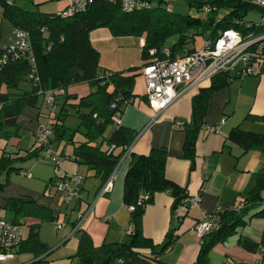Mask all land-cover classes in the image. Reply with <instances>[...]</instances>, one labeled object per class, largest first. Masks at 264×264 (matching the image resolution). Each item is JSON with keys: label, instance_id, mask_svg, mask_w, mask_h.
<instances>
[{"label": "trees", "instance_id": "1", "mask_svg": "<svg viewBox=\"0 0 264 264\" xmlns=\"http://www.w3.org/2000/svg\"><path fill=\"white\" fill-rule=\"evenodd\" d=\"M198 9L205 4L212 6L211 13L206 19L200 16L175 13L166 7L167 0H153L149 8L137 11H124L117 2L94 0L89 7L79 13L60 16L59 10L48 13L40 10H27L16 6L8 0H0L1 16L12 28L19 27L29 33L36 76L28 73L31 68L30 55L13 56L8 53V59L0 68V135H11L10 129H15L16 119L26 105L36 106L40 96L52 90L53 107L45 106V112L39 110L41 120L51 125L50 142L73 143L72 155L78 164H83L102 183L113 173L123 157L130 156L129 165L123 178L122 203L130 210L131 230L123 241L103 242L94 245L88 235L80 234V242L76 250L80 264H165L161 255L173 244L178 233L177 228L184 216H176V208L180 205L189 207L190 195L166 174L168 151L164 146H152L145 153H136L131 145L138 134L137 131L115 122L112 116L116 113L121 117L124 107L136 96L146 99V95L133 92L134 79L140 74L139 68L155 57H162V49L169 46L172 57L191 52L196 47L193 42L195 34L202 29L210 28V37H215L218 30L233 27L244 37L264 33V25L244 26V22L254 23L257 20L243 19L248 10L257 6L242 0H189ZM41 2H37L40 4ZM219 8H228V12L216 18ZM262 12L260 7H258ZM105 25L114 35H133L143 38L140 56L142 65L129 66L124 69H108L99 66V52L89 40L91 29ZM176 36L174 41L168 38ZM7 47H0V55ZM242 74L240 71H220L208 79L206 85L199 86L191 97V118L182 124L185 132L183 156L195 163V144L203 128L206 108L210 95L226 87L232 79ZM29 81V88L20 90L23 80ZM86 82L93 87L85 94L70 92L71 84ZM114 102L115 106L110 104ZM69 115L77 118L73 127L65 123ZM245 119L264 121V113L252 115L248 113ZM111 127L106 135L105 132ZM80 131L82 139H75ZM25 150L14 152L2 151L0 154V190L6 185L11 172L21 171L20 164L31 158H38L41 145L37 143ZM232 142L241 148V152L249 150L264 151V131L243 129L240 125L231 127L223 145ZM112 146V149H108ZM127 154V155H125ZM64 177V176H63ZM59 177V178H63ZM58 179V178H57ZM55 180V179H54ZM81 187L77 197L66 204L77 208ZM53 179L47 183V187ZM49 188V187H48ZM98 188V189H99ZM49 190V189H48ZM158 191L168 192L172 198V223L165 232L161 242H154L143 231L142 218L145 207L152 202ZM264 168L258 173L255 184L246 195L233 207L219 208L203 219H211L213 227L199 236L198 253L193 264H208V253L218 243H223L229 236L250 222L254 217L264 220ZM53 196L51 193H47ZM146 195V197H145ZM57 199V198H56ZM59 201V199H57ZM260 207L250 212L255 206ZM89 204L79 210L84 212ZM3 209L11 212L12 221L21 218L34 217L36 220L29 224V231L16 249L18 253H31L33 260L30 264H48L47 245L41 241L38 233L39 224L43 219L57 220L49 206H44L29 196L21 195L6 199ZM76 217L72 225L76 223ZM5 218V217H3ZM72 227V226H71ZM75 231V232H76ZM198 235V234H197ZM240 244L248 250L259 249L264 252V228L258 241L247 237H239Z\"/></svg>", "mask_w": 264, "mask_h": 264}, {"label": "crops", "instance_id": "2", "mask_svg": "<svg viewBox=\"0 0 264 264\" xmlns=\"http://www.w3.org/2000/svg\"><path fill=\"white\" fill-rule=\"evenodd\" d=\"M65 4V0H59L57 5L61 9ZM255 10L260 9L256 7ZM13 38L12 27L3 20L0 12V47L7 46L13 41ZM139 39L142 43L143 38L139 37ZM142 63L144 60L141 59V62L136 65H142ZM207 83L208 80L196 85H185V91L157 115L154 110L150 109L146 99L136 96L124 107L120 117V124L134 129L138 133L131 145V150L136 153H145L152 146H164L168 151L165 168L167 176L184 186L190 198L197 197V201L189 203L188 208L184 205L176 208V216L184 217L177 228L178 235L172 246L161 255L165 264H193L201 242L194 229L195 222L219 208H230L238 204L255 184L258 173L264 168V151L249 150L242 153L241 148L232 142H228L227 146L223 145L228 131L235 125H240L246 130L264 131V121L245 119L248 113L252 115L264 113V60L257 66L256 73L240 74L232 79L226 87L210 95L203 128L195 144L194 167L190 168V160L183 156L185 132L182 126H177L175 122L190 121L191 97L197 92L199 86ZM82 84L88 83L71 84L68 90L79 95L90 91L89 87L85 89L80 87ZM20 87V90L29 88V81L24 79L20 83ZM77 87H80L81 90H76ZM133 92L137 95L145 94V79L141 71L135 76ZM40 109L45 110L43 103L41 106L37 104L28 107L26 105L23 108L22 113L16 119L15 129H10L11 135L1 134L2 137L8 138V144L0 147V154L2 151H9L10 148L12 151L22 150L21 143L25 133L21 134V131L26 128L23 122L26 121L24 118H29L27 127L33 137L32 144L27 148L36 144L34 131L38 120L43 118L39 115ZM53 145L62 154L67 146L63 141L54 142ZM71 148L73 147L71 146ZM67 158L74 159L71 150L67 151ZM59 161L52 163L40 158H31L22 162L21 170L30 172L31 175H24L21 171L9 174L6 185L0 190V209L4 206L7 198L21 195L29 196L37 203L49 206L53 214L58 215L57 222L67 223H63V226L58 229L63 230L62 240L54 248L44 240L42 225L39 224V237L49 248L48 257L50 260L48 264H74L76 258L68 259L70 254L66 253L65 243L71 236L77 235L76 245L78 247L81 239L79 232L88 235L94 245H100L103 242L123 241L127 238L126 228L130 223L131 213L122 203V188L130 156L123 157L114 169L113 186L110 191L100 195H98L100 180L93 175V170L87 169L83 164H77L76 160L73 162ZM74 173L83 175L84 181L77 201V208H72L73 205L70 204L69 214L66 215L61 212L56 197L47 195L48 187H50V185L47 187V183L51 179ZM262 195H264V191H262ZM172 201L173 198L168 192L158 191L155 193L153 201L145 207L142 218L143 231L156 243L162 241L165 232L171 226ZM88 204L89 206L92 204V209L80 225L79 232L71 233L72 221L75 219L73 215ZM259 207L260 204L255 205L250 212ZM66 210H68V206ZM21 219H23L21 232L25 238L29 231V224L36 219L34 217ZM262 228H264V220L258 217L252 218L237 233L209 250L208 264H264V252L259 249L248 250L239 241L241 236L258 241ZM62 245H64V250L56 251L54 255L55 249ZM32 260L31 253L23 252L18 253L16 258L0 262V264H30Z\"/></svg>", "mask_w": 264, "mask_h": 264}, {"label": "built area", "instance_id": "3", "mask_svg": "<svg viewBox=\"0 0 264 264\" xmlns=\"http://www.w3.org/2000/svg\"><path fill=\"white\" fill-rule=\"evenodd\" d=\"M66 4L57 12L60 16H69L86 10L94 0H65ZM117 2L122 10L132 12L149 8L153 0H108ZM249 4L260 7L264 10V0H242ZM168 10L171 4L166 3ZM212 6L205 4L204 10L210 11ZM244 26L264 25V12L261 18L254 23L244 22ZM13 41L6 47L4 53L0 55V68L8 59V53H13L14 57L20 55H30L31 68L29 75L37 78L36 64L34 63L32 45L29 33L19 27L12 28ZM162 57H155L144 63L140 69L145 79V95L148 104L154 109L156 114L170 106L186 89L185 85L200 84L220 71H240L242 74L256 73L257 66L264 60V33L255 36L244 37L236 28H225L218 30L215 37H205L203 45L191 52L183 55L170 54L169 46L162 49ZM52 90L48 89L44 93V102L47 106L53 107ZM111 107L115 103L110 104ZM112 119L119 123L118 113ZM184 122H175L177 126H182ZM35 139L41 145L38 158L55 163L63 154L58 152L53 143L50 142L52 136L51 125L46 121H38L35 131ZM112 146L108 149L111 150ZM127 155V154H125ZM24 175L31 173L21 170ZM113 173L102 183L98 189V195L110 191L113 186ZM82 176L79 174L66 175L63 178L53 180L48 192L57 199L67 203L74 200L81 187ZM53 187V188H51ZM146 197V195H145ZM197 201V197L189 198V202ZM135 205H129L128 209L133 210ZM92 204L84 212L78 211L76 223L71 227L74 233L86 219ZM208 215V214H207ZM23 219L15 222L11 219L0 217V262L12 259L16 255V249L23 238L21 225ZM63 226V221L57 222V229ZM213 221L209 218L201 220L195 225L198 236H202L213 227ZM131 225L126 228L128 234Z\"/></svg>", "mask_w": 264, "mask_h": 264}, {"label": "rangeland", "instance_id": "4", "mask_svg": "<svg viewBox=\"0 0 264 264\" xmlns=\"http://www.w3.org/2000/svg\"><path fill=\"white\" fill-rule=\"evenodd\" d=\"M41 2L40 4H37V2ZM58 1L59 0H8V2L13 3L16 6L22 7L23 9L27 10H40V11H45L48 13L55 12L58 7ZM167 3L171 4V10L175 13H181V14H189L191 16H200L202 19H206L207 14L211 13L210 11L204 10L202 7L198 9L195 5L190 4L189 0H167ZM2 11V6L0 5V12ZM228 12V8H219L216 13V18L221 17L223 14ZM261 11L260 10H248L244 16L243 19L249 20H259L261 18ZM210 33V28L206 27L200 30L195 34V38L193 42L188 43V45L192 46L193 44L196 46V48H200L203 45V42L205 40V37H208ZM14 37V36H13ZM88 37L90 40L91 45L98 50L99 56H98V62L99 66L103 68H127L128 66L131 65H136L141 62V56H140V50H141V41L138 36H133V35H114L110 29L105 26L101 25L96 28H93L89 31ZM176 39V36H171L168 38V41H174ZM80 87H83L84 89L86 87H89L90 90L93 89L92 86L89 84H82ZM77 87L76 90L80 91L81 88ZM89 90V89H87ZM42 97L43 94L40 96L38 100V106L42 105ZM44 106L45 103L43 104ZM28 107H31L30 105H27ZM150 109L153 111L154 109L148 104ZM23 110V109H22ZM22 113V111L19 113V115ZM155 115L156 112L154 111ZM23 117V116H22ZM26 121H23L24 124L26 125V128L21 131L23 134V139L21 143V149L25 150L28 146H30L33 142V137H31V133L29 132V129L27 127V124L29 123V118H24ZM65 123L73 127L77 124V118L74 115H69ZM111 127H108L106 130L105 134L107 135L108 132L110 131ZM83 135L80 131H77L75 134V139H82ZM8 138L0 136V147H4L5 144H8ZM66 149L63 151V156L62 158H59L58 161H75L72 158H67V151L73 150L71 146L73 147V143H66ZM10 152H14L9 149ZM7 151V153L9 152ZM6 152V151H5ZM59 152V151H58ZM57 161V162H58ZM55 162V163H57ZM77 163V161H76ZM78 164V163H77ZM62 166V165H61ZM63 169V168H62ZM77 174V173H74ZM73 175V174H70ZM83 176V175H82ZM89 179V178H88ZM51 186V184H50ZM53 188V187H51ZM59 206L61 209V212L65 213L66 215L69 214V209H70V204H66L65 202L59 200ZM68 206V210L67 209ZM73 215V213H72ZM0 216H3L7 219L11 218L12 214L10 211L1 208L0 209ZM76 217L73 215V218ZM30 222V221H28ZM26 222V224H28ZM66 224L67 222H64ZM42 225V236L46 242L50 245V247L54 248L56 245H58L61 240V234L63 230H58L57 229V220H51V219H43L41 222ZM77 235L71 236L68 240H66V253L70 254L68 255V259L70 258H76L74 261V264H80L79 263V256L76 254L77 250ZM64 244V245H65ZM60 246L55 249L53 254L55 255V252H61L63 251V246ZM16 258V255L12 258Z\"/></svg>", "mask_w": 264, "mask_h": 264}]
</instances>
